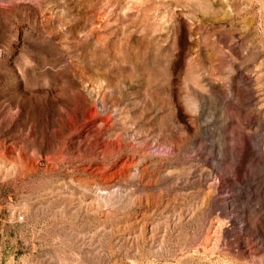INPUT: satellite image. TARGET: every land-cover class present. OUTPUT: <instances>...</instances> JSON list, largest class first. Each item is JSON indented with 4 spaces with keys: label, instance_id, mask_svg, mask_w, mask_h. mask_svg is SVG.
Segmentation results:
<instances>
[{
    "label": "rangeland",
    "instance_id": "obj_1",
    "mask_svg": "<svg viewBox=\"0 0 264 264\" xmlns=\"http://www.w3.org/2000/svg\"><path fill=\"white\" fill-rule=\"evenodd\" d=\"M0 264H264V0H0Z\"/></svg>",
    "mask_w": 264,
    "mask_h": 264
},
{
    "label": "built area",
    "instance_id": "obj_2",
    "mask_svg": "<svg viewBox=\"0 0 264 264\" xmlns=\"http://www.w3.org/2000/svg\"><path fill=\"white\" fill-rule=\"evenodd\" d=\"M22 219V218H21Z\"/></svg>",
    "mask_w": 264,
    "mask_h": 264
}]
</instances>
